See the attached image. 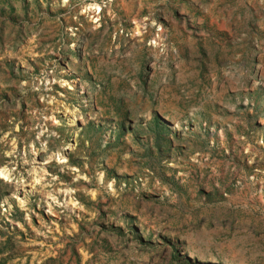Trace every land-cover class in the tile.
I'll return each instance as SVG.
<instances>
[{
  "label": "rangeland",
  "instance_id": "1",
  "mask_svg": "<svg viewBox=\"0 0 264 264\" xmlns=\"http://www.w3.org/2000/svg\"><path fill=\"white\" fill-rule=\"evenodd\" d=\"M0 251L264 264V0H0Z\"/></svg>",
  "mask_w": 264,
  "mask_h": 264
},
{
  "label": "trees",
  "instance_id": "2",
  "mask_svg": "<svg viewBox=\"0 0 264 264\" xmlns=\"http://www.w3.org/2000/svg\"><path fill=\"white\" fill-rule=\"evenodd\" d=\"M1 184H3V186H8L7 184H5V183H3L2 181H1ZM4 248H3V251L4 250H10V249H14L15 247H16V245H15V243H13V241H11L10 239H7L5 242H4ZM2 251V250H1ZM0 251V252H1Z\"/></svg>",
  "mask_w": 264,
  "mask_h": 264
}]
</instances>
